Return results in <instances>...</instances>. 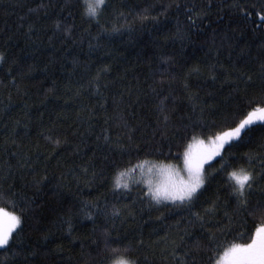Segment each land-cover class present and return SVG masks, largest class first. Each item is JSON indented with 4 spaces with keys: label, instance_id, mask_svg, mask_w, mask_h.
<instances>
[{
    "label": "trees",
    "instance_id": "obj_1",
    "mask_svg": "<svg viewBox=\"0 0 264 264\" xmlns=\"http://www.w3.org/2000/svg\"><path fill=\"white\" fill-rule=\"evenodd\" d=\"M231 3L105 0L92 19L83 15V0H0V191L9 193L18 214L26 209L11 248L0 249V264H103L106 232L138 264H174L165 249L181 235L195 264H209L215 255L195 248L208 244L210 232L222 245L217 260L231 242H247L264 221L234 214L224 173L209 178L193 209L202 212L218 201L204 228L188 223L186 208L150 202L140 184L114 189L112 183L113 161L121 168L146 158L181 164V138L201 132L190 125L226 129L230 113L258 92L264 36L242 31ZM105 66L97 90L93 78ZM234 69L251 75L254 86L237 89ZM161 97H167L163 111ZM262 140L264 128L257 124L229 151L237 158L255 155ZM122 151L131 155L122 157ZM206 167L214 172L219 164ZM260 199L253 192L251 205ZM85 202L108 214L84 209ZM113 206L119 217H112ZM0 207L13 210L10 203Z\"/></svg>",
    "mask_w": 264,
    "mask_h": 264
},
{
    "label": "snow or ice",
    "instance_id": "obj_2",
    "mask_svg": "<svg viewBox=\"0 0 264 264\" xmlns=\"http://www.w3.org/2000/svg\"><path fill=\"white\" fill-rule=\"evenodd\" d=\"M104 6L105 0H83V15L98 19ZM41 7L44 6L41 5ZM229 7L237 14L238 19L236 22L242 26V31L250 30L254 34L259 32L261 36H264V27L261 26L264 25V0H232ZM30 11L32 10L30 9ZM199 15L200 13H197V16ZM255 17L259 18V24ZM188 20L192 21L193 17L188 16ZM55 27L60 29L61 24L59 21L56 22ZM65 31H70V29H65ZM180 38H184L183 33L180 34ZM4 60V55L0 53V63ZM107 71L108 68L105 66L93 78L97 90L100 87L101 74ZM192 71L199 72L200 69L197 67ZM234 71L237 73V89L240 88V85H244L245 88L250 85L254 86L251 75L239 69H234ZM9 72H11V69H9ZM212 78L215 79V76ZM260 80L261 86L258 92L248 97L243 107L238 105L236 110L230 113L233 119L231 124L226 126V129H220L215 124L207 125L198 122H194L189 126L193 129L199 127L201 132L199 135L193 133L190 139L186 136L181 138L180 147L183 150L182 153H179V156L183 161L182 168L165 164L159 160L153 162L147 158L138 161L135 165H131L129 161V165L123 168L113 161L116 168L112 181L113 188L128 189V178L133 176L137 169L140 170L143 176L145 167L149 166L147 168L149 176L158 172L165 177L163 181H153L152 179L136 181L137 184L146 185L144 195L149 198V201L165 206H168L166 202H171V205L186 208L191 217L188 223L190 225L199 224L201 228H204L209 223L207 217L214 216L219 209L218 201H210L212 207L203 208L202 212L193 211V209L197 207V201L202 195L209 178L217 173H224L226 176V189L229 190L230 197L236 202V208L233 210L234 214L239 215L241 212H246L249 217L255 218L258 216L264 221V187H261V185H264V140L258 145L259 151L255 155L245 153L243 157L237 158L234 152L229 151L234 143L244 140L245 136L252 131L254 125L259 124L264 128V64L260 66ZM166 100L167 97H161L157 105L161 111L164 110ZM164 119L167 121V116ZM24 127L26 129L27 125ZM45 138L48 140L53 139L51 136ZM103 139L106 143L110 141L108 135H104ZM128 140L131 141V136L128 137ZM53 142L57 145L61 143L59 139H55ZM117 144H119V140ZM126 154L131 155L130 152H121L122 157ZM148 155H152V152H149ZM212 162L218 163L219 168H216L214 172H209L206 165L211 167ZM256 164H259V168L255 166ZM83 172L87 173L88 168H84ZM95 175L93 173V177ZM255 191L261 193L262 199L257 200L255 205H251V197ZM8 196L9 193L0 191V202L10 203L13 209L9 211L6 207H0V249L3 250L11 248L15 240L14 234L22 225L23 214L26 211L25 208H20L18 214L16 203L9 201ZM83 208L95 209L97 215L108 214L106 207L101 209L91 202H85ZM120 214V210L113 206L112 217H119ZM224 216L231 222L232 217L229 216L228 212H225ZM85 218L93 219L91 212L85 211ZM253 223L255 225V219ZM220 231L223 233L225 229L222 228ZM69 234H71L70 223ZM187 234L185 232V235ZM243 235L241 233V238H243ZM114 244L117 246L113 247ZM183 244V235L172 239L169 242V247L165 249L166 255L172 258L174 264H195L192 250H186ZM104 246L106 254L102 258L103 264H138V260L131 255L129 248L120 246L118 238L113 240L110 233H105ZM221 247L222 245L217 243L216 233L212 232L209 233L207 245H202L199 242L195 244L197 250L207 249L208 252L215 253V255H209V264H264V222H261L259 226H255L254 231L250 230L247 242H231L228 246L223 247L222 257L217 260L216 257L220 255Z\"/></svg>",
    "mask_w": 264,
    "mask_h": 264
},
{
    "label": "rangeland",
    "instance_id": "obj_3",
    "mask_svg": "<svg viewBox=\"0 0 264 264\" xmlns=\"http://www.w3.org/2000/svg\"><path fill=\"white\" fill-rule=\"evenodd\" d=\"M165 164H172V163H165ZM172 165H175L177 168H182L183 167V161L181 162V164H172ZM148 167L149 166L145 167L143 176H142L140 170L137 169L135 174L128 178V181L137 184L136 181H141L142 179L143 180L152 179L153 181H163L165 179V177L163 175L159 174L158 172L155 173L152 176H149L148 175V171H147ZM140 185H142V186H144L146 188L145 184L141 183ZM166 203H171V202H166Z\"/></svg>",
    "mask_w": 264,
    "mask_h": 264
}]
</instances>
